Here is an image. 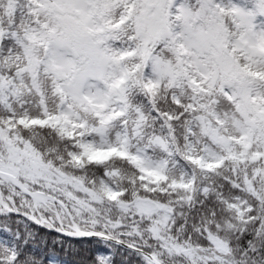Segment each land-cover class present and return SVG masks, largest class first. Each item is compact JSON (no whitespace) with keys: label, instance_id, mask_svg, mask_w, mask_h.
<instances>
[{"label":"snow or ice","instance_id":"1","mask_svg":"<svg viewBox=\"0 0 264 264\" xmlns=\"http://www.w3.org/2000/svg\"><path fill=\"white\" fill-rule=\"evenodd\" d=\"M0 264H264V0H0Z\"/></svg>","mask_w":264,"mask_h":264}]
</instances>
